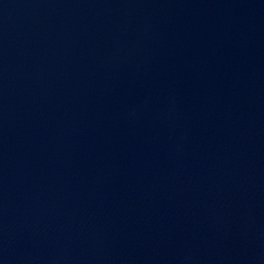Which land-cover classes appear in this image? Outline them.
<instances>
[{
    "label": "water",
    "instance_id": "95a60500",
    "mask_svg": "<svg viewBox=\"0 0 264 264\" xmlns=\"http://www.w3.org/2000/svg\"><path fill=\"white\" fill-rule=\"evenodd\" d=\"M0 264H264V0H0Z\"/></svg>",
    "mask_w": 264,
    "mask_h": 264
}]
</instances>
